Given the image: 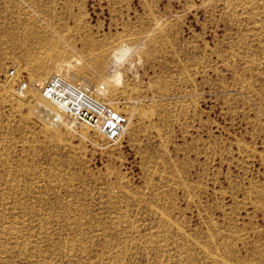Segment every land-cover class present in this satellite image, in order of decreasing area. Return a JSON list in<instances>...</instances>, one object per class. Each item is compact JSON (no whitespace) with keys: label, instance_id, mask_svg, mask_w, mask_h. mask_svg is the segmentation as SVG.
Instances as JSON below:
<instances>
[{"label":"rangeland","instance_id":"374dc122","mask_svg":"<svg viewBox=\"0 0 264 264\" xmlns=\"http://www.w3.org/2000/svg\"><path fill=\"white\" fill-rule=\"evenodd\" d=\"M0 264H264V0H0Z\"/></svg>","mask_w":264,"mask_h":264},{"label":"built area","instance_id":"2783aa9c","mask_svg":"<svg viewBox=\"0 0 264 264\" xmlns=\"http://www.w3.org/2000/svg\"><path fill=\"white\" fill-rule=\"evenodd\" d=\"M16 75L15 66L9 77ZM27 88V82L22 80L20 91L23 93ZM40 97L55 107L57 113L53 120L58 125H86L102 134L108 142L120 140L126 131L128 119L124 113L89 94L62 73H54L45 79Z\"/></svg>","mask_w":264,"mask_h":264},{"label":"bare ground","instance_id":"6f19581e","mask_svg":"<svg viewBox=\"0 0 264 264\" xmlns=\"http://www.w3.org/2000/svg\"><path fill=\"white\" fill-rule=\"evenodd\" d=\"M33 84H34V86L35 87H38V92H39V95H40V92H41V88H42V85H43V82L41 83V82H39V81H37V80H35V81H33ZM103 86L102 85H100V86H97V87H94L91 91H89V90H87V89H85V88H83V87H80V88H82L83 90H85V91H87L89 94H91V93H98L99 92V90L102 92L103 90H104V88H102ZM30 94V93H29ZM33 94V93H32ZM45 101V100H44ZM47 102V101H46ZM49 103V102H48ZM50 104V103H49ZM51 105V104H50ZM53 107V106H52ZM111 107V106H110ZM113 108V107H112ZM54 109H55V107H54ZM115 109V108H114ZM117 110V109H116ZM54 113H57V111H56V109H55V112Z\"/></svg>","mask_w":264,"mask_h":264}]
</instances>
